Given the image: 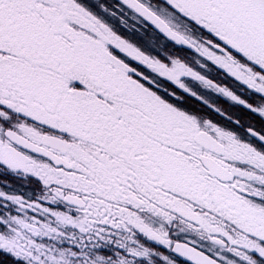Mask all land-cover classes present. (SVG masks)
I'll use <instances>...</instances> for the list:
<instances>
[{"label":"snow or ice","instance_id":"snow-or-ice-1","mask_svg":"<svg viewBox=\"0 0 264 264\" xmlns=\"http://www.w3.org/2000/svg\"><path fill=\"white\" fill-rule=\"evenodd\" d=\"M0 264H264V0H0Z\"/></svg>","mask_w":264,"mask_h":264}]
</instances>
